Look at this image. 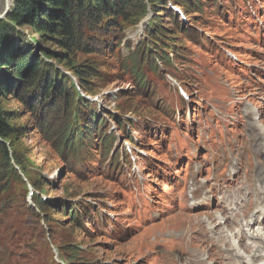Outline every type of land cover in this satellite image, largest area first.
<instances>
[{
  "label": "rangeland",
  "instance_id": "rangeland-1",
  "mask_svg": "<svg viewBox=\"0 0 264 264\" xmlns=\"http://www.w3.org/2000/svg\"><path fill=\"white\" fill-rule=\"evenodd\" d=\"M218 3L206 0L201 14L191 11L176 24L162 17L165 33L176 41L162 38L158 53L171 64L153 60L147 27L154 14L149 9L140 18L142 3L118 21L116 31L102 25L86 31L85 53L70 63L95 65L86 100L117 138L109 155L133 152L119 155L117 169L98 145L68 166L70 157L55 152L37 129L38 115L30 116L12 96L1 102L17 130L12 144L28 179L3 178L0 169V264H63L64 250L74 248L84 264H264V243L240 238L250 223L256 235L264 234V223L246 219L256 214L252 184L264 188V156L252 155L257 135L251 130L254 124L264 132V0ZM5 9L0 0V15ZM129 47L153 53L144 87L131 71ZM64 65L56 64L79 88L75 72ZM128 137L132 144L124 142ZM260 140L264 145V136ZM31 191L51 208L50 200L77 206L83 221L73 224L63 212L57 218L49 208L50 215L40 214ZM218 217L228 221L243 261L208 231ZM246 244L252 247L247 252ZM256 250L260 259L253 263Z\"/></svg>",
  "mask_w": 264,
  "mask_h": 264
},
{
  "label": "trees",
  "instance_id": "trees-1",
  "mask_svg": "<svg viewBox=\"0 0 264 264\" xmlns=\"http://www.w3.org/2000/svg\"><path fill=\"white\" fill-rule=\"evenodd\" d=\"M172 1L175 7L189 16L191 11L201 14L206 0ZM213 1L219 7L218 0ZM137 3H142L140 5L143 11L138 15L140 18L146 17L149 9L154 14L147 27L149 41L156 49L153 60L159 58L162 64H171L168 56L164 57L158 53L162 38L176 41L175 38H168L161 19L166 16L174 20L175 24L183 20L169 7L166 0L14 1L8 16L0 20V169L4 172L3 178L13 176L21 182L24 178L28 179L27 168L18 158L17 149L12 144V137L17 130L11 126L9 115L1 107V102L8 96L19 99L27 107L30 116L38 115L40 122L37 129L48 137L55 152L70 157L68 166L76 165L79 154L95 145L101 148L105 159L110 156L115 169L120 164V157L128 155L127 151L109 155L117 138L113 133H109L107 120L98 116L94 104L85 98L91 92L87 82L97 76L95 65L81 69L73 67L70 62L74 55L85 53V33L88 29L99 30L102 25V30L116 31L118 21L127 19ZM159 9L163 11H158ZM159 13L164 14L160 16ZM183 31L188 32L184 28ZM129 49L132 51L131 47ZM152 54L151 49L147 51L143 48L132 51L129 55L131 71L140 87L146 86L143 73L150 65ZM55 63H65V67L75 72L80 90L71 78L59 72ZM112 120L119 124L122 133L127 132L126 125L119 122L115 116H112ZM125 141L133 143L131 137ZM32 200L40 214L46 212V215H50L46 211L49 208L56 210L54 215L57 218L63 212L66 219L73 224L83 221L79 209L73 204L63 201L59 206L50 200L51 208L36 193L33 194ZM50 220L53 221L52 218ZM86 222L92 224L90 220ZM58 249L60 251V248ZM75 249L80 250L65 249L60 256L61 261L65 264H84Z\"/></svg>",
  "mask_w": 264,
  "mask_h": 264
},
{
  "label": "bare ground",
  "instance_id": "bare-ground-1",
  "mask_svg": "<svg viewBox=\"0 0 264 264\" xmlns=\"http://www.w3.org/2000/svg\"><path fill=\"white\" fill-rule=\"evenodd\" d=\"M14 0H3L4 3V7H10L12 6ZM255 119H257V117H255ZM252 128V132L256 133L257 137L259 138V140H257V137L253 138V153L252 155L254 157H260L261 155L264 156L263 153V149H264V145L260 144L259 141L261 137L264 136V132L260 129H258L256 127V125L252 124L251 125ZM260 128V127H259ZM259 149H261V152H259ZM259 178H262L263 184H264V174L262 173L261 175H259ZM252 188L255 189V194L253 199L256 200V214H251L250 212L247 214L246 219H254V223L257 222V224L259 223V225H262L264 223V208H262V205L264 203V188L263 187H256V185L252 184ZM240 196V194H238V196L236 197V200H238V197ZM246 202L244 201L243 204H245ZM223 221V223H218V221ZM224 218L218 217V219L214 218V226H211L208 231L210 232L211 236L215 239V241H218L219 243L224 244V246L226 247V251L227 253L232 256L236 261L241 262L243 261L245 258L243 256H241L239 254L240 252V247L234 246L231 243V240H233V237H235V235H230V231L228 230L229 225L227 224L228 221L225 220L224 223ZM250 223V222H249ZM223 224L226 226L225 228L223 227V229H220ZM224 230L225 232L228 234L227 236H223L224 234ZM243 236L240 237L242 241L245 242V240H247L246 238H251V240L256 241L259 240L261 242L264 243V234H262L261 230H258V234L256 235L254 233L253 230V225L248 224L245 228H243L242 226V231ZM231 248V250H230ZM252 247L251 245L246 244V246L244 247V249L246 250V252L248 250H250ZM239 249V252L237 251ZM259 251L256 250L255 251V255L253 256V263H257V261L260 259V257L257 255ZM249 258V257H247ZM251 261V260H250ZM261 264V262L259 263Z\"/></svg>",
  "mask_w": 264,
  "mask_h": 264
},
{
  "label": "water",
  "instance_id": "water-1",
  "mask_svg": "<svg viewBox=\"0 0 264 264\" xmlns=\"http://www.w3.org/2000/svg\"><path fill=\"white\" fill-rule=\"evenodd\" d=\"M11 10V6L6 7L5 11L0 15V20L5 19Z\"/></svg>",
  "mask_w": 264,
  "mask_h": 264
}]
</instances>
